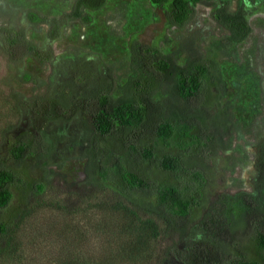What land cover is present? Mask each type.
<instances>
[{"label":"trees","instance_id":"1","mask_svg":"<svg viewBox=\"0 0 264 264\" xmlns=\"http://www.w3.org/2000/svg\"><path fill=\"white\" fill-rule=\"evenodd\" d=\"M108 1L76 0L61 17L28 10L25 18L34 29L46 25L47 38L56 41L70 20L89 25L93 17L87 11L101 10ZM149 1L167 25L183 29L195 17V5L212 0ZM228 6L223 2L211 13L231 34L225 50L252 33L245 10L231 13ZM0 30L2 50L21 81L39 84L25 71V59L53 64V47L29 40L25 27ZM130 57L132 75L119 86L117 99L111 96L112 75L84 53L64 61L65 74L52 72L43 95L22 98L12 93L2 98L16 118L28 114L36 134L16 133L6 149L0 148V256L11 251L18 223L35 207L48 204L69 214L90 207L122 210L160 242L177 236L182 246L175 244L167 256L174 254L182 264H264V140L256 146L261 194L243 191L210 198L213 159L224 148L223 135L231 123V105L221 103L226 85L218 60L192 45L187 62L179 65L145 34L131 43ZM166 88L178 102L155 99ZM55 122H76L88 135L86 145L65 149L71 156L77 150L74 158L85 160L89 190L54 192L48 179L31 175L29 161L49 157L64 139L41 137ZM14 128L4 127L2 137L6 140ZM164 260L157 256L150 264Z\"/></svg>","mask_w":264,"mask_h":264},{"label":"rangeland","instance_id":"2","mask_svg":"<svg viewBox=\"0 0 264 264\" xmlns=\"http://www.w3.org/2000/svg\"><path fill=\"white\" fill-rule=\"evenodd\" d=\"M75 1L0 0V26L25 27L29 40L42 48L51 45L55 52L53 64L39 65L30 57L25 59V71L39 80L35 85L21 81L17 68L0 49V148L6 149L17 132L30 129L28 114L16 118L3 106L2 98L12 93L22 98L43 95L52 72L65 74L64 61L84 53L112 75L111 96L117 99L119 86L132 75L130 45L145 34V39L164 54L173 55L179 65L187 62L192 45L202 55L218 60L226 85L221 103L231 105V123L223 135L224 148L213 159L210 198L213 201L243 191L260 195L256 146L264 140V0L202 1L195 5L196 15L183 29L167 25L149 0H109L101 10L87 11L93 17L91 24L70 20L56 41L47 38L46 25L34 29L25 18L28 10L48 18L61 17L71 11ZM223 2L229 3L230 12L245 10L252 28L247 40L230 50L219 48L228 35L211 17ZM155 99L178 102L170 88L156 94ZM7 125L15 128L5 140L1 133ZM53 135L64 139L49 157L29 161L31 175L48 179L54 192L89 190L85 185V160L74 158L77 150L71 156L65 149L86 145L88 135L76 122L50 123L41 137ZM13 206L19 207L18 195ZM175 244L182 246L177 236L160 242L122 210L90 207L69 214L46 204L35 207L18 223L11 251L0 256V264H150L157 256L165 259L164 264H182L174 254L167 256Z\"/></svg>","mask_w":264,"mask_h":264},{"label":"flooded vegetation","instance_id":"3","mask_svg":"<svg viewBox=\"0 0 264 264\" xmlns=\"http://www.w3.org/2000/svg\"><path fill=\"white\" fill-rule=\"evenodd\" d=\"M252 1V0H251ZM223 4V3H222ZM222 6V5H221ZM221 6H219V7H217L216 9H218V8H220ZM215 9V10H216ZM214 10V11H215ZM231 13H233V12H231ZM218 24V23H217ZM223 30H225L226 32H227V37H226V40H225V45H223L222 47H219L220 49H223V50H225V46H228V45H230V41L228 40V37H230L231 36V34H230V32L227 30V29H225L224 27H222L220 24H218ZM9 26H15V25H9ZM1 27V26H0ZM235 45H237V43H234L233 44V46H231V47H234ZM0 49L2 50V37H1V30H0ZM3 51V50H2ZM216 59V58H215ZM30 132V133H32V134H36L35 133V131H34V129H33V127L31 126V124H30V129L29 130H24V131H22V132ZM20 133V132H19ZM18 132H17V135L19 134Z\"/></svg>","mask_w":264,"mask_h":264}]
</instances>
